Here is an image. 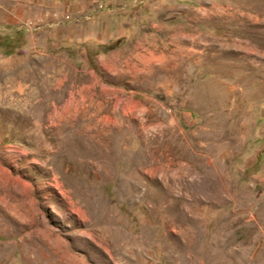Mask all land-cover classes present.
Returning <instances> with one entry per match:
<instances>
[{
	"label": "rangeland",
	"instance_id": "1",
	"mask_svg": "<svg viewBox=\"0 0 264 264\" xmlns=\"http://www.w3.org/2000/svg\"><path fill=\"white\" fill-rule=\"evenodd\" d=\"M0 264H264V0H0Z\"/></svg>",
	"mask_w": 264,
	"mask_h": 264
}]
</instances>
